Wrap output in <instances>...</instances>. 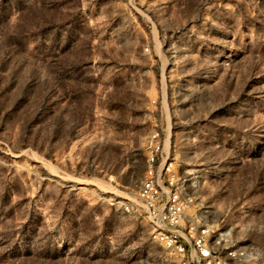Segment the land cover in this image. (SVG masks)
<instances>
[{
	"label": "rangeland",
	"instance_id": "rangeland-1",
	"mask_svg": "<svg viewBox=\"0 0 264 264\" xmlns=\"http://www.w3.org/2000/svg\"><path fill=\"white\" fill-rule=\"evenodd\" d=\"M153 134L264 264V0H0V264H178L134 195Z\"/></svg>",
	"mask_w": 264,
	"mask_h": 264
},
{
	"label": "built area",
	"instance_id": "built-area-1",
	"mask_svg": "<svg viewBox=\"0 0 264 264\" xmlns=\"http://www.w3.org/2000/svg\"><path fill=\"white\" fill-rule=\"evenodd\" d=\"M149 148L147 168L134 195L147 214L154 238L178 264H240L246 251L234 245L220 254L211 239L213 230L188 214L192 199L182 194L175 177L160 178L165 162L160 164L163 146L156 134L151 136ZM169 168L167 165L165 170Z\"/></svg>",
	"mask_w": 264,
	"mask_h": 264
}]
</instances>
